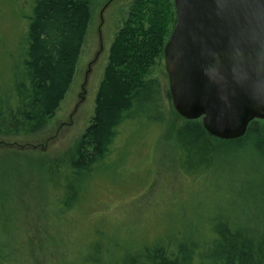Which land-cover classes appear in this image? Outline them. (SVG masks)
I'll use <instances>...</instances> for the list:
<instances>
[{
	"label": "trees",
	"instance_id": "16d2710c",
	"mask_svg": "<svg viewBox=\"0 0 264 264\" xmlns=\"http://www.w3.org/2000/svg\"><path fill=\"white\" fill-rule=\"evenodd\" d=\"M95 1L0 0L2 150L13 152L5 141L40 134L54 116L73 79ZM175 20L173 0L130 4L112 40L87 128L72 146L47 162L46 187L57 193L53 206L58 214L82 208L101 171L114 167V155L119 153V163L124 162L122 149L134 145V135L152 127L171 136L179 167L189 176L206 174L232 155L264 154V120L249 122L240 138L223 140L209 135L201 119L186 120L166 105L159 82L151 75L164 59ZM118 143L122 147L117 148ZM8 175L0 167V206L5 207L10 204L3 200L2 183ZM261 200L254 225L219 218L210 239L202 243L165 235L113 258L102 250L97 232L87 264H264V195ZM4 216L0 207V264H8L9 258Z\"/></svg>",
	"mask_w": 264,
	"mask_h": 264
},
{
	"label": "rangeland",
	"instance_id": "374dc122",
	"mask_svg": "<svg viewBox=\"0 0 264 264\" xmlns=\"http://www.w3.org/2000/svg\"><path fill=\"white\" fill-rule=\"evenodd\" d=\"M132 1L94 2L73 79L54 116L40 134L5 141L13 152L0 148V167L9 174L2 197L10 206H0L8 228V264H87L97 232L102 250L116 258L165 235L202 243L210 239L219 218L242 225L257 222L264 154H230L206 174L189 176L179 167L171 136L156 127L134 135V145L122 149L124 162L119 163V153L114 155V167L101 171L82 208L55 212L57 193L46 187L47 162L87 128L112 40ZM151 76L171 109L164 59Z\"/></svg>",
	"mask_w": 264,
	"mask_h": 264
},
{
	"label": "water",
	"instance_id": "95a60500",
	"mask_svg": "<svg viewBox=\"0 0 264 264\" xmlns=\"http://www.w3.org/2000/svg\"><path fill=\"white\" fill-rule=\"evenodd\" d=\"M164 46L171 102L211 136L232 140L264 120V0H173Z\"/></svg>",
	"mask_w": 264,
	"mask_h": 264
}]
</instances>
